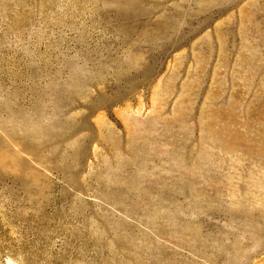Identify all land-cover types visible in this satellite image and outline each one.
<instances>
[{"label": "rangeland", "instance_id": "obj_1", "mask_svg": "<svg viewBox=\"0 0 264 264\" xmlns=\"http://www.w3.org/2000/svg\"><path fill=\"white\" fill-rule=\"evenodd\" d=\"M0 158V264H264V0H0Z\"/></svg>", "mask_w": 264, "mask_h": 264}, {"label": "bare ground", "instance_id": "obj_2", "mask_svg": "<svg viewBox=\"0 0 264 264\" xmlns=\"http://www.w3.org/2000/svg\"><path fill=\"white\" fill-rule=\"evenodd\" d=\"M33 138V137H32ZM27 139H28V137H27ZM33 140V139H32ZM29 142V141H28ZM31 142V141H30ZM34 142H35V140H34ZM31 145L33 146V144H30V147H31ZM28 148H29V146H28ZM33 148V147H32ZM4 158H6V157H3V159ZM5 160V159H4ZM4 160H3V162H4ZM7 160V159H6ZM0 161H1V158H0ZM5 168V167H4Z\"/></svg>", "mask_w": 264, "mask_h": 264}]
</instances>
